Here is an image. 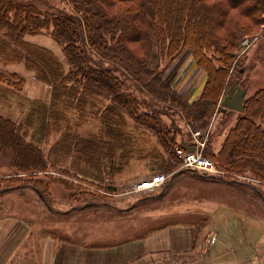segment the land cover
Segmentation results:
<instances>
[{
	"label": "rangeland",
	"instance_id": "rangeland-1",
	"mask_svg": "<svg viewBox=\"0 0 264 264\" xmlns=\"http://www.w3.org/2000/svg\"><path fill=\"white\" fill-rule=\"evenodd\" d=\"M20 1L31 2L40 9L69 14L73 12L67 0ZM230 15H235L238 24L243 23L248 28L250 22L246 17L239 16L236 10H232ZM249 29L251 31L243 34L238 42L236 59L228 70L218 101L212 107L213 111L204 128H191L183 111L176 105H171L169 99L158 97L156 94L150 95L141 84L128 82L124 77L127 90L136 98L137 110L158 115L165 127L174 132L176 140L181 137L182 141L189 136L193 139L196 131H199V135L203 134L200 141L202 152L213 162L209 169L196 168L192 163H186V152L180 151L179 148L182 147L176 143L171 151H167L152 131L135 123L126 115V130L132 131L130 138L145 139L140 142L144 146L142 152L133 150L128 153L116 147L111 149L112 157H106L107 146L98 145L97 148H91L92 146H86V140H83V150L80 152L72 141L64 142L59 132L42 138L40 142L35 139L47 162L45 169L32 172L36 173L34 176L37 179L42 180L41 183L34 184L42 190L43 197L29 187L31 180L24 179L20 181L22 184L19 186L0 188V206L7 212L24 213L37 236H52L59 242L87 244L90 249H96L92 247L98 246L109 248V244H118L123 239L169 225V230L156 231L155 242L150 250L139 252L133 258L127 259L125 264H211L209 250L212 253L225 252L228 247L226 241L232 240L228 233L235 230L241 235V229L248 224L255 237L250 239L248 251L240 252L239 257H244L250 262L253 259L251 249L254 244L258 253L252 264H264V181L254 177L249 170H242L241 173L226 171L211 157L239 115L238 111L230 109L220 111V100L232 81L236 79L244 88V97L251 95L256 89H264V14L261 15L260 23L252 25L246 31ZM24 38L50 48L64 61L61 45L49 33H28ZM93 58L99 65L111 66L107 61L98 62L96 56ZM158 63L159 66H167L164 76L170 91L188 104L198 98L203 88L205 73L196 63L190 50L185 49L169 63L165 58L158 60ZM0 70L16 71L23 76L24 83L19 97L26 99L27 103L31 98H48L49 86L36 79L34 72L27 69L23 62H0ZM10 105L6 107L0 103V113L19 122L22 119L19 107L14 102ZM71 114L75 115L74 112ZM82 126L75 130L88 127L89 131L95 132L99 125L89 117ZM24 129L28 128L24 125L19 131ZM234 143L236 149L242 151L236 155L242 153L245 157L253 158L255 154V160L264 164L260 159V152L258 157L256 156L258 148L244 144L242 146L241 142ZM77 155L80 159H77ZM156 174L165 176L164 183L144 189L138 188L141 182ZM13 175L26 178L24 173L17 171L11 150L0 148V177ZM144 196H148V199H144L142 204L138 203ZM86 203L90 205L80 207ZM72 205L78 206V209L73 208L64 213ZM131 205L132 209L123 214L115 207L130 208ZM147 211L151 212L150 216H146ZM232 212H237L238 216L234 217ZM213 234L215 239L212 242ZM178 235H181L182 241L187 239L191 244L179 243L176 238ZM160 237L164 239L159 241ZM259 237L260 243L257 240ZM236 240L237 238L232 242ZM224 256L229 257L230 251ZM115 260L117 262L120 259ZM99 261L105 264L103 259Z\"/></svg>",
	"mask_w": 264,
	"mask_h": 264
},
{
	"label": "trees",
	"instance_id": "trees-1",
	"mask_svg": "<svg viewBox=\"0 0 264 264\" xmlns=\"http://www.w3.org/2000/svg\"><path fill=\"white\" fill-rule=\"evenodd\" d=\"M67 1L71 14L40 9L28 1L0 0V62H23L36 79L49 86L47 99L36 97L27 103L19 97L23 76L0 70V103L9 107L14 102L22 114L16 122L0 113V148L11 150L17 171L26 175L1 176L0 188L31 180L29 187L43 197L34 184L42 180L32 172L45 169L47 162L35 139L40 142L52 133L59 132L64 142L72 141L80 152L83 140L91 148L107 146L106 157H112L111 149L116 147L128 153L142 152L140 142L145 139L130 138L126 115L152 131L167 151L174 143L185 148L181 137L176 140L158 115L137 110L136 98L127 90L124 77L141 84L150 95L169 99L171 105L183 111L191 128H204L236 59L239 40L251 31H246L248 28L261 22L264 14V0ZM232 10L246 17L250 27L238 24L235 15H230ZM38 32L49 33L61 45L64 61L50 48L24 38L25 34ZM185 49L205 73L202 91L191 104L170 91L164 76L167 66L158 63L162 58L169 63ZM95 56L98 62L107 61L111 66L97 64ZM238 114L211 157L226 171L249 170L264 181V164L255 160V154L253 158L236 155L242 151L234 143L258 148L256 156L260 152L264 161V89L244 97ZM89 117L98 123V129L76 131ZM24 125L28 129L20 132ZM191 140V136L183 139L186 144Z\"/></svg>",
	"mask_w": 264,
	"mask_h": 264
},
{
	"label": "crops",
	"instance_id": "crops-1",
	"mask_svg": "<svg viewBox=\"0 0 264 264\" xmlns=\"http://www.w3.org/2000/svg\"><path fill=\"white\" fill-rule=\"evenodd\" d=\"M146 197L148 196L141 198L138 203L142 204L144 199H148ZM88 205L90 203H86L80 207H87ZM132 205L130 208H124L123 206H120V208L115 207L123 214L132 209L135 204ZM73 208L78 209V206L72 205L64 213L70 212ZM150 213L147 211L146 216H150ZM232 214L234 217L238 216L237 212H232ZM158 230H169V225H163L160 228L150 230L148 233L137 235L130 239H123L118 244H109V248L98 246L92 247L96 249H90V245L87 244L78 245L72 242H59L52 236H37L33 233V226L28 222L24 213L7 212L3 206H0V264H101L100 259H103L105 264H125L127 259H131L139 252L150 250L153 247V243L155 242L154 235ZM241 230V235L235 230L228 233L229 238L232 236V240L235 238L237 240L235 242H232L230 239L226 241V246L228 247L225 252L217 251L212 253L209 250L208 257L212 260L211 264H252V261L256 260L258 248L254 244H252L251 249L253 256V259L250 261L251 263L247 262L248 260L244 259V257H239L240 252L246 253L248 251V245L251 244L249 241L255 237L253 232L250 231L248 224L247 227ZM176 238L179 243L182 242L185 245L188 242V245L191 244L187 239L182 241L181 235H178ZM163 239L164 237H160L158 240ZM257 240L260 243V237ZM37 242L38 248L36 249ZM29 243H33L34 245L31 246ZM230 245H234L235 247L233 248ZM229 251L230 256H224ZM117 258L120 260L116 262L115 259ZM232 260H236V262Z\"/></svg>",
	"mask_w": 264,
	"mask_h": 264
},
{
	"label": "built area",
	"instance_id": "built-area-1",
	"mask_svg": "<svg viewBox=\"0 0 264 264\" xmlns=\"http://www.w3.org/2000/svg\"><path fill=\"white\" fill-rule=\"evenodd\" d=\"M195 135L194 138L191 140V144L195 146L193 150H188L185 148H179V149L180 151L182 150L186 152V154L184 155V161L186 163L188 164L192 163L194 166H196V168L209 169L210 166L213 165V162L209 160V158H207L202 152V144L200 142L202 136L199 135V131H196ZM206 172H208V170H206ZM164 179H166L164 175L156 174L152 178L141 182L138 185V188L144 189V188H149L155 184L158 185L161 182L164 183L165 181ZM214 239H215V235L213 234L211 237V241L213 242Z\"/></svg>",
	"mask_w": 264,
	"mask_h": 264
},
{
	"label": "water",
	"instance_id": "water-1",
	"mask_svg": "<svg viewBox=\"0 0 264 264\" xmlns=\"http://www.w3.org/2000/svg\"><path fill=\"white\" fill-rule=\"evenodd\" d=\"M244 94L245 90L234 79L220 100V110L225 111L226 109H231L238 112L242 111ZM182 145L188 150H193L195 147L194 145H187L183 140Z\"/></svg>",
	"mask_w": 264,
	"mask_h": 264
}]
</instances>
